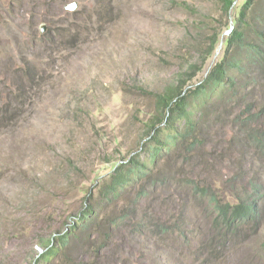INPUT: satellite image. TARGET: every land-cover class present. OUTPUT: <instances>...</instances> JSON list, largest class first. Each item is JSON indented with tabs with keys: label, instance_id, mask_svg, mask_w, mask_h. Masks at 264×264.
<instances>
[{
	"label": "rangeland",
	"instance_id": "1",
	"mask_svg": "<svg viewBox=\"0 0 264 264\" xmlns=\"http://www.w3.org/2000/svg\"><path fill=\"white\" fill-rule=\"evenodd\" d=\"M243 3L227 9L222 0H0V264H264V152L243 145L232 122L247 104L264 109L263 78L233 110H219L216 99L198 107L206 121L204 160L217 166L213 172L205 161L206 168L219 180L240 174L237 189L253 182L257 220L235 233L219 227L218 245L199 208L177 241L157 236L152 225H121L91 229L85 244L79 224L86 219H76L90 200L100 207L99 186L115 164L134 156L158 168L153 174L161 179L196 153L199 145L190 153L171 146L153 163L146 123L156 96L188 65L198 68L184 90L219 60ZM245 20L264 29V0H253ZM250 125L264 130V111ZM202 162L191 159L196 166L187 170ZM173 186L140 199L138 211L163 219ZM100 208V220L116 214L110 203ZM66 234L62 253L45 255L40 245L53 238L57 246Z\"/></svg>",
	"mask_w": 264,
	"mask_h": 264
},
{
	"label": "trees",
	"instance_id": "2",
	"mask_svg": "<svg viewBox=\"0 0 264 264\" xmlns=\"http://www.w3.org/2000/svg\"><path fill=\"white\" fill-rule=\"evenodd\" d=\"M222 1L227 9L234 2V0ZM252 2L253 0H244L242 7H239L238 16L224 41L223 55L196 85L184 90L187 81L195 76L198 68L195 64L188 65L187 70L184 71V74L189 73L187 78L182 74L175 84L167 86L155 98L156 112L146 123L151 145L148 150L149 160L153 163L159 162L171 146L176 148L180 144L188 153L192 152L190 146L199 145L196 153L182 160L179 166L174 167L161 179L159 175L156 177L153 174L158 172V168L155 166L149 168L146 162L134 156L115 164L108 180H102L96 198H99L100 207L103 203H110L116 214L109 218L101 217L104 219L100 220L97 216L104 207L102 209L98 207L94 199L91 202L89 195L88 205L76 217L77 221L86 219L79 224L83 225L88 233L84 243L90 239L93 228L105 230L107 227L117 228L121 225L136 226L137 229L140 227L143 230L152 225L153 233L158 232L157 236L177 241V236L185 233L184 226L190 223L189 219L192 220L196 209L199 208L206 219L210 220V231L214 233L212 237L219 245V227L235 233L244 223L258 219V205L254 202L259 194L257 187L250 181L252 184L250 188L237 189L235 181L241 177L240 174L237 176L234 174L224 180L218 179L219 173L214 174L213 177L211 170L214 172L217 166L204 160L203 140L200 134L206 124V121L201 119V113L204 112L200 111L201 106L207 108L212 100L216 99L219 102V110H233L241 103L249 101L250 95L255 94L253 88L256 87V80L264 79L261 77L264 76V29L249 27L245 20L246 12ZM197 71L199 72L200 69ZM251 81H254V85ZM249 86L251 91L247 90ZM254 104L256 103L247 104L242 108L232 122L233 126H238L243 134V145L253 144L264 152V130L253 129L250 125L264 109L256 111ZM170 158L171 156L168 155L164 157L163 167L169 164ZM193 158L196 160L195 164L203 162L191 173L187 168L195 165L190 163ZM205 161L211 170L206 168ZM170 182L174 185L173 199L169 197L171 200L169 206L166 200L163 201L166 208L161 211V214H166L163 219H160V216L153 218L148 211L144 213L138 211L140 199H146L155 190L162 189ZM129 194L131 197L128 201L120 200L122 195L128 197ZM119 202H121L120 206ZM152 220L156 223H152ZM106 233H101L99 236L104 234L102 237L106 238L108 237ZM68 234L57 238V246L54 245L53 238L45 241L46 243L43 241L45 244L40 246L45 255L57 251L62 253L69 242ZM95 253L97 254V250Z\"/></svg>",
	"mask_w": 264,
	"mask_h": 264
},
{
	"label": "water",
	"instance_id": "3",
	"mask_svg": "<svg viewBox=\"0 0 264 264\" xmlns=\"http://www.w3.org/2000/svg\"><path fill=\"white\" fill-rule=\"evenodd\" d=\"M68 7H69V8H71V7H72V5H69ZM42 31H43V28H42Z\"/></svg>",
	"mask_w": 264,
	"mask_h": 264
}]
</instances>
